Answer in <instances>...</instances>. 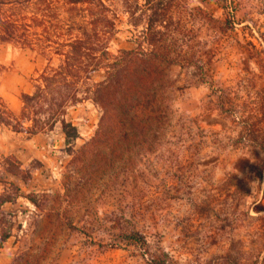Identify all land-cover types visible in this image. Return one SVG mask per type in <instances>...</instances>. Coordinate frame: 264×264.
<instances>
[{
	"label": "rangeland",
	"instance_id": "1",
	"mask_svg": "<svg viewBox=\"0 0 264 264\" xmlns=\"http://www.w3.org/2000/svg\"><path fill=\"white\" fill-rule=\"evenodd\" d=\"M105 1L118 15L107 41L114 54L136 49L152 12H166L156 37L178 61L171 119L159 140L120 151L92 140L102 109L88 98L67 108L79 132L70 144L60 124L0 129V180L22 191L4 205L15 227L0 264H263L264 0ZM109 58H86L97 69L83 77L82 97ZM47 64L38 51L0 42V94L15 113ZM8 155L29 180L4 171ZM131 231L145 235L147 250L124 240Z\"/></svg>",
	"mask_w": 264,
	"mask_h": 264
},
{
	"label": "trees",
	"instance_id": "2",
	"mask_svg": "<svg viewBox=\"0 0 264 264\" xmlns=\"http://www.w3.org/2000/svg\"><path fill=\"white\" fill-rule=\"evenodd\" d=\"M165 15L166 12L153 11L136 49L114 54L107 41L116 31L118 15L105 0H0V42L28 47L48 59V64L33 77V91L22 93L19 113L0 94V129L34 134L60 124L65 142L70 144L79 132L66 118L67 108L88 98L102 109L92 140H103L107 148L116 151L131 150L132 143L140 149L145 143L159 140L172 115L170 67L178 62L168 57L162 37H156L162 32L158 21L165 20ZM105 54L110 55L106 65L101 66L105 77L93 83L82 97L83 77L88 78L97 69H90L86 58ZM54 57L61 60L57 66L51 63ZM1 166L25 181L31 178L30 170L24 169L14 155L4 156ZM0 181L5 186L0 192L1 247L15 227V214L5 210L4 205L14 202L22 191L14 181ZM26 196L34 201L31 194ZM123 238L140 249L148 248L147 238L139 231H131ZM162 262L158 259L155 264ZM233 264L239 263L236 260Z\"/></svg>",
	"mask_w": 264,
	"mask_h": 264
}]
</instances>
